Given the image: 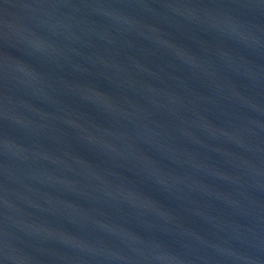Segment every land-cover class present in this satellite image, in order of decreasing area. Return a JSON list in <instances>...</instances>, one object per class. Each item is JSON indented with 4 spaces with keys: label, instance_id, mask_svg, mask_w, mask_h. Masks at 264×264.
<instances>
[{
    "label": "water",
    "instance_id": "95a60500",
    "mask_svg": "<svg viewBox=\"0 0 264 264\" xmlns=\"http://www.w3.org/2000/svg\"><path fill=\"white\" fill-rule=\"evenodd\" d=\"M0 252L264 264V0H0Z\"/></svg>",
    "mask_w": 264,
    "mask_h": 264
}]
</instances>
